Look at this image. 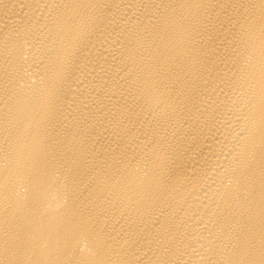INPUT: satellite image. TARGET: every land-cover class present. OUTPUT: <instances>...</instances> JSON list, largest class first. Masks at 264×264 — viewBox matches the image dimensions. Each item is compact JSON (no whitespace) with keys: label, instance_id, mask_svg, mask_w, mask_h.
Here are the masks:
<instances>
[{"label":"bare ground","instance_id":"1","mask_svg":"<svg viewBox=\"0 0 264 264\" xmlns=\"http://www.w3.org/2000/svg\"><path fill=\"white\" fill-rule=\"evenodd\" d=\"M0 264H264V0H0Z\"/></svg>","mask_w":264,"mask_h":264}]
</instances>
